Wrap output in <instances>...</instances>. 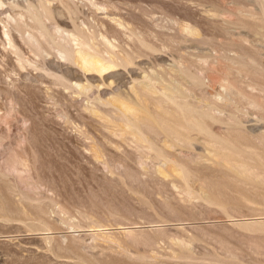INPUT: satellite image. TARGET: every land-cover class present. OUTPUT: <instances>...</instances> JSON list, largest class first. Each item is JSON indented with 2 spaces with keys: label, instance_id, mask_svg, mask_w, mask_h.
Here are the masks:
<instances>
[{
  "label": "rangeland",
  "instance_id": "rangeland-1",
  "mask_svg": "<svg viewBox=\"0 0 264 264\" xmlns=\"http://www.w3.org/2000/svg\"><path fill=\"white\" fill-rule=\"evenodd\" d=\"M0 264H264V0H0Z\"/></svg>",
  "mask_w": 264,
  "mask_h": 264
},
{
  "label": "bare ground",
  "instance_id": "bare-ground-1",
  "mask_svg": "<svg viewBox=\"0 0 264 264\" xmlns=\"http://www.w3.org/2000/svg\"><path fill=\"white\" fill-rule=\"evenodd\" d=\"M41 26L45 27L43 24H41ZM57 29H58V31H61L60 27H57ZM62 31H64V30H62ZM41 32H42V30H41ZM7 36H8V33H7ZM66 36H67L66 38L78 39L74 35L66 34ZM85 64L89 65L88 66L90 68L89 70H93V71H97L99 73H102L104 71H107V70H109V69H111V68H113L115 66H119V65L128 67V65L133 64V59L132 58L128 59V61H126V62H124V61L120 62L119 60H115L113 63L111 62V64H109V63L104 62L102 59H100V58H98V57H96L94 55H89V60H86ZM156 120H157V118H156ZM158 124H160V123L158 122ZM154 126H155V123H154Z\"/></svg>",
  "mask_w": 264,
  "mask_h": 264
}]
</instances>
